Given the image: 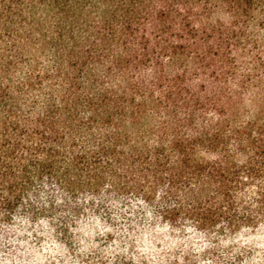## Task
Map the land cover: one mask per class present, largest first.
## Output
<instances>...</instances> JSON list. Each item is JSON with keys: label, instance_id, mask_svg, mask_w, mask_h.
<instances>
[{"label": "trees", "instance_id": "16d2710c", "mask_svg": "<svg viewBox=\"0 0 264 264\" xmlns=\"http://www.w3.org/2000/svg\"><path fill=\"white\" fill-rule=\"evenodd\" d=\"M0 264H264V0H0Z\"/></svg>", "mask_w": 264, "mask_h": 264}]
</instances>
